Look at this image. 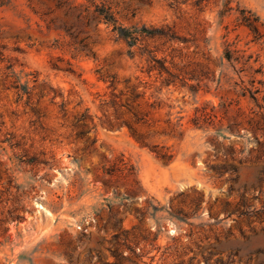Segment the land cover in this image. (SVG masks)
Returning <instances> with one entry per match:
<instances>
[{
    "label": "rangeland",
    "instance_id": "rangeland-1",
    "mask_svg": "<svg viewBox=\"0 0 264 264\" xmlns=\"http://www.w3.org/2000/svg\"><path fill=\"white\" fill-rule=\"evenodd\" d=\"M166 26L182 42L118 38ZM12 209L0 264H264V0H0Z\"/></svg>",
    "mask_w": 264,
    "mask_h": 264
},
{
    "label": "trees",
    "instance_id": "trees-1",
    "mask_svg": "<svg viewBox=\"0 0 264 264\" xmlns=\"http://www.w3.org/2000/svg\"><path fill=\"white\" fill-rule=\"evenodd\" d=\"M96 12L105 20V22H114V19L112 15L108 12H105L103 10L97 9ZM238 19L240 23L249 31L250 35L252 36L253 41H258L261 38L259 27L262 26V23L260 22L259 18L255 16L251 11L241 9L238 11ZM119 35L118 38L124 40L125 42L131 43L132 46H134L138 42H142L146 39L150 38H160V39H166L168 41H175V42H182L180 38L176 37L174 33L171 32V29L169 27H163V28H145L142 27L140 31H134V32H128L123 29H118ZM224 58L228 62L237 61V59H234L230 51L226 50L224 53ZM148 63L150 66L147 69V73H151L153 71H156L159 76H162L163 74L167 75V77L163 80V83L165 86H169L171 84L174 85V80H178L180 83H185L184 78H179L177 75L172 74L169 70V68L165 64V59H157L155 56H150L148 59ZM137 97V96H136ZM253 100H256L252 97ZM200 112L199 110H196V113ZM209 115L205 113H201L200 116L195 117L193 119V125L195 128H202L201 125H199L200 120L202 122L206 123V119H210ZM93 122V121H91ZM93 124V123H92ZM94 126V124H93ZM140 144H143V142L139 141ZM161 158H164V155H157ZM214 170H221L222 172H232L236 173V168L233 165H223L222 167ZM235 179V178H234ZM262 178H260L261 180ZM23 218L17 213V209L8 210V215L4 219H0V232L6 233L8 232V228L5 227V224H9L12 222H19L22 221Z\"/></svg>",
    "mask_w": 264,
    "mask_h": 264
}]
</instances>
